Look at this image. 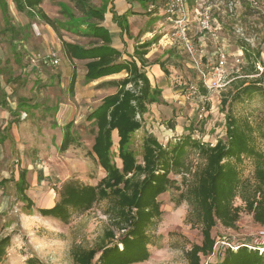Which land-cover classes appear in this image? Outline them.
<instances>
[{
    "label": "rangeland",
    "instance_id": "374dc122",
    "mask_svg": "<svg viewBox=\"0 0 264 264\" xmlns=\"http://www.w3.org/2000/svg\"><path fill=\"white\" fill-rule=\"evenodd\" d=\"M105 1L90 0L96 6H102ZM128 1H139L137 6L141 11L136 13L147 16L160 11H142L147 10L152 2L157 1L159 7L163 6L161 0ZM197 1L214 6L212 15L217 18L216 23L221 21V28L215 35H194L201 30L195 21ZM8 2L10 24L0 8V181L7 179L0 186V239L10 235L11 243L0 264H30L29 258H33L36 264H74L75 249L99 246L109 229L119 234L105 213L107 201H100L85 212H74L69 222L43 216L38 208L53 205L59 199L58 190L67 180L96 184L105 175L104 169L89 155L94 138L93 126L87 115L117 87L101 83L110 80L108 77L103 81L86 82V60L67 59L59 48L61 40L51 27L18 12L11 1ZM111 3L112 0H108L107 4ZM42 6L58 22L63 39L84 46L99 41L97 37L84 34L89 30L87 24L91 21L82 15L75 0H44ZM233 6L231 11L227 8V0H195L190 7L191 34L196 38L198 52L204 54L203 67L208 75H213L211 66L217 62L218 51L223 50L227 54L224 68L227 70L225 80L229 83L221 89L203 93V87H199V71L181 48H172L169 57L171 50L166 49L165 35L171 27L168 22H155L159 16L151 20L150 32H141L136 37L138 41L145 33L144 41L152 42L146 55L151 63L146 70L151 78L155 76L154 84L158 86L160 83L164 90L161 102L148 104L147 111L138 115L142 126L132 134L130 143L137 159L141 160L143 142L148 135L156 136L164 145H173L190 133L192 122V136L201 143L215 144L218 140H227L228 105L223 109L221 100L225 96L230 100L235 87L244 79L248 66L244 54L237 60V54L243 52L238 50L239 44L246 42L250 52L259 51L261 57L256 64L264 63V6L251 8L247 0H236ZM34 23L40 25L43 36L36 34ZM145 23L136 22L140 26ZM238 25L242 26L244 34L236 30ZM13 44L17 46V53ZM50 51H55L61 58L58 65L45 62ZM32 52L40 54L39 61L33 60ZM156 59L164 61L169 69L168 74L163 72L162 78L155 75L152 67L155 63L152 61ZM35 62L38 64L33 66ZM73 73L76 80L72 87ZM112 76L123 78L125 74ZM256 76L261 75H250L247 80ZM262 79L264 82V75ZM190 84L198 85L197 94L190 93ZM199 94L203 95L202 99ZM231 109L238 117L251 116L254 124L264 119V101L259 98L235 102ZM70 121L73 122L77 141L62 151L63 128ZM257 136V144L264 150V137ZM117 147L115 135L112 156L121 165ZM188 162L194 170L202 166L204 160L196 150H192ZM238 168L244 178L253 179L254 166L250 158L245 157ZM22 170H27L29 187L25 192L34 202L32 208L27 207V201L16 187ZM187 176L192 179V175ZM172 177L179 182L182 180V174H172ZM177 198L178 190L173 188L159 196L163 212L154 229L153 244L149 247L151 256L135 264H187L185 250L193 243L201 242L202 232L198 223L187 222L189 205L186 201L176 204ZM235 204L242 206L236 227L228 228L221 223L214 227L215 251L202 257L203 264L220 261L231 245L260 242L264 248V225L254 221L253 215L244 209L245 203L240 197L235 199ZM98 256L93 264H100Z\"/></svg>",
    "mask_w": 264,
    "mask_h": 264
},
{
    "label": "trees",
    "instance_id": "16d2710c",
    "mask_svg": "<svg viewBox=\"0 0 264 264\" xmlns=\"http://www.w3.org/2000/svg\"><path fill=\"white\" fill-rule=\"evenodd\" d=\"M12 1L18 11L38 17L52 26L61 40L67 59L86 60V82L116 73L126 74L123 78L101 82L114 85L117 90L104 96L87 115L93 126L94 138L89 155L104 169L105 175L96 184L67 180L58 190L59 199L53 205L38 208L43 216L69 222L74 212H85L96 203L107 201L105 213L119 234L109 229L99 246L75 249L74 264H93L98 254L100 264H135L148 260L154 229L163 212L159 196L172 188L178 190L176 204L186 201L189 205L187 222L201 226V242H195L185 250L187 264H203L202 257L215 251L213 229L218 223L228 228L236 227L242 210V206L235 204L237 197L244 201V209L253 215L254 221L264 225V150L256 141L257 135L264 137V119L254 124L251 116L238 117L231 109L235 102L252 101L255 98L264 101V73L247 80L250 75L259 73L256 64L261 57L259 51L250 52L246 42L239 44L248 60V66L244 79L235 87L230 100L227 96L221 100L223 109L228 105L226 141L201 143L192 136V122L190 133L176 140L173 145H164L156 136L148 135L143 142L142 157L139 160L130 148L132 134L142 126L138 115L147 111L148 104L163 100L162 88L152 84L146 70L151 63L146 54L152 42L137 44L133 53L129 54L130 58L124 59L122 52L112 45L109 30L101 24L105 19L108 0L102 6L91 4L90 0H75L82 15L91 21L87 24L89 30L84 31V34L99 38L91 46L63 39L58 22L41 6L44 0ZM187 2L193 6L195 0ZM247 2L251 8H256ZM261 5L264 6V0H259L258 8ZM0 6L8 16L7 0H0ZM111 12L122 32L130 34L127 13ZM171 54L172 50L169 56ZM152 62L160 64L165 74L169 73L164 61L156 59ZM75 77L73 73L72 87ZM199 87H203L202 83ZM202 91L205 93L207 89L203 87ZM115 131L118 135L117 149L121 165L112 156ZM76 141L73 122L70 121L64 125L60 149L65 151ZM192 150H196L204 160L203 165L194 170L188 162ZM245 157L250 158L254 166L252 180L244 178L238 168ZM26 173L27 170L20 172L16 187L27 201V207L32 208L34 202L25 192L29 187ZM172 174H182L181 182ZM187 175H192V179ZM6 181L2 179L0 186ZM10 243V235L0 239V262L7 255ZM28 262L36 264L33 258H29ZM214 264H264V249L246 245H240L237 249L227 247L224 257Z\"/></svg>",
    "mask_w": 264,
    "mask_h": 264
},
{
    "label": "built area",
    "instance_id": "2783aa9c",
    "mask_svg": "<svg viewBox=\"0 0 264 264\" xmlns=\"http://www.w3.org/2000/svg\"><path fill=\"white\" fill-rule=\"evenodd\" d=\"M222 2L224 0H218ZM236 0H227V8L231 11L234 10L233 4ZM253 5H257L259 0H248ZM217 3V2H216ZM215 3V5H216ZM158 5L156 3H151L148 10L152 11L156 9ZM213 7L211 4H206L204 1H197L195 6V15L197 23L200 26V32H195L194 35L205 36L209 33L215 35L216 31L219 30L221 27L215 25L217 18L212 15ZM160 9L164 12L165 20L170 25V31L166 33L165 37L167 40L168 45L176 46L177 48H181L192 60L193 64L199 71V75L201 78L202 86L205 87L207 90L212 89H221L227 83V70L224 68L227 62V54L223 50L218 51L217 55V62L216 64L212 65V74L208 75L205 71L203 65V58L204 54H200L196 47V38L194 35L191 34V15H190V5L188 4L187 0H164L163 6ZM219 23V22H217ZM35 27V26H34ZM36 29V27H35ZM236 30L244 34L242 26H236ZM245 39L248 41L249 38L245 36ZM239 58L243 55L241 51L240 54H237ZM45 62L49 61L52 65H58L61 61V58L55 51H50L46 56ZM257 68L259 70L258 75L264 73V63H258ZM199 91V87L197 84H190V93L197 94ZM200 95V94H199ZM203 95H200L202 99ZM204 109H202L203 111ZM26 115V113L24 114ZM264 243V242H263ZM240 245H246L250 248H259L263 250V246H261L260 242L256 244H249V243H242ZM238 246L231 245L230 247L233 249H237Z\"/></svg>",
    "mask_w": 264,
    "mask_h": 264
},
{
    "label": "crops",
    "instance_id": "0c3cea01",
    "mask_svg": "<svg viewBox=\"0 0 264 264\" xmlns=\"http://www.w3.org/2000/svg\"><path fill=\"white\" fill-rule=\"evenodd\" d=\"M11 3L13 4L14 8L16 9V6L14 4V2L12 0H10ZM160 1V0H159ZM162 2H164V0H161ZM8 2V0H7ZM137 3L140 5L139 1H131L129 2L128 0H112V3L108 5L107 7V11L105 12V19L102 21V25H104L108 30H109V33H110V36L112 38V45L117 48L118 50H120L122 52V55H123V58L124 59H129V54L133 53L134 51V47L143 42L144 39H143V36L146 32H150V29L153 25V23L151 22L152 19H154L153 17L154 16H159L160 18H156L155 22H158L160 21V23H166V20H165V16H164V12L160 9L159 7V4L157 1H155V3L158 5V7L155 9L156 11L157 10H160L159 12H155V13H152L150 16H147L145 14H141L140 12L136 13V11H141L138 9V6H137ZM8 5H9V11L10 10V3L8 2ZM43 5V2L41 3V6ZM110 6H112V10H115L118 14H123V13H127L128 15V22H129V28H130V34H127V33H124L122 32L121 28L118 26V24L113 20V13L111 12V9H110ZM143 8V6H140ZM191 7V6H190ZM1 8V6H0ZM43 8V6H42ZM149 8V7H148ZM147 8V10H142V11H149ZM44 9V8H43ZM2 10V13H4L3 9L1 8ZM17 10V9H16ZM131 10V11H129ZM18 11V10H17ZM45 11V10H44ZM20 12V11H18ZM46 12V11H45ZM20 13H24V14H27V16L29 18H32V19H37L39 21H42L44 22L43 20H41L40 18L38 17H33V16H30L28 13L26 12H20ZM47 13V12H46ZM48 14V13H47ZM49 15V14H48ZM10 16H11V12H10ZM145 16L147 17L146 20H145ZM3 17L5 18V20L8 22V24H10V21L9 20V14L8 16L5 15V13L3 14ZM51 17V16H50ZM142 17V18H141ZM140 21H143V22H146L145 24H142L141 26L139 24H136V22H140ZM35 22V21H34ZM154 22V23H155ZM44 24L48 27H51V25H49L48 23H45ZM221 24V21H219V23H216L215 22V25L217 26H220ZM34 31L36 32L37 35L39 36H43L42 35V32H41V27L38 23H34ZM221 27V26H220ZM8 28V26H7ZM53 29V28H52ZM54 30V29H53ZM55 31V30H54ZM141 32H145L141 37H140V40L136 41V37L140 35ZM17 36V35H16ZM60 39V38H59ZM13 46L16 48L15 49V52L17 51V46H15V44H13ZM59 48L62 49V44L59 45ZM172 48H175L173 45H168V48L166 49H172ZM239 51L242 50V49H238ZM17 53V52H16ZM32 56L34 55L33 57V60H37L39 61L40 60V54H37L35 52H32L31 53ZM148 54V53H147ZM146 54V55H147ZM147 57V56H146ZM170 57V56H169ZM37 62H35V65ZM151 66V65H150ZM152 67L154 68V73L155 75L158 76V78H162V75H163V71H162V68L160 66V64L158 63H154L152 64ZM85 72H86V69H85ZM85 72H84V76H85ZM122 73V72H121ZM125 74V72H123ZM116 74H119V73H116ZM116 74H113V75H116ZM126 75V74H125ZM149 76V75H148ZM110 78V79H114V77L112 75H109V76H105L99 80H95V81H91V82H98V81H103V79H106V78ZM150 77V80L152 82V84L155 86L156 84V81H155V76L152 75V78L151 76ZM85 78V77H84ZM153 79H154V82H153ZM106 81V80H104ZM90 83V82H89ZM158 83V82H157ZM158 87H161L163 88V85H161L160 83H158ZM164 90H162L163 92ZM162 98H163V95H162ZM16 105V103L14 104ZM10 123H8L9 125ZM116 135V139L118 140V135H117V132L115 131L114 132V136Z\"/></svg>",
    "mask_w": 264,
    "mask_h": 264
}]
</instances>
